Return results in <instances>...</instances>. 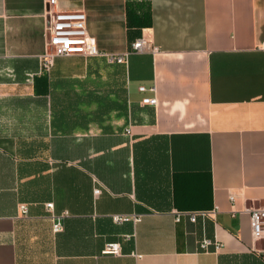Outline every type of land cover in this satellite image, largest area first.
<instances>
[{
	"label": "crops",
	"instance_id": "0c3cea01",
	"mask_svg": "<svg viewBox=\"0 0 264 264\" xmlns=\"http://www.w3.org/2000/svg\"><path fill=\"white\" fill-rule=\"evenodd\" d=\"M52 8L83 10L99 49L128 55L44 69L47 0H0V264H264V0Z\"/></svg>",
	"mask_w": 264,
	"mask_h": 264
},
{
	"label": "built area",
	"instance_id": "2783aa9c",
	"mask_svg": "<svg viewBox=\"0 0 264 264\" xmlns=\"http://www.w3.org/2000/svg\"><path fill=\"white\" fill-rule=\"evenodd\" d=\"M47 14L48 23L46 25V44L45 51L42 55V67L49 69L55 57L80 54L83 56H104L109 62L123 63L126 61L127 53L123 54H110L99 49L96 40L92 37L87 30V16L83 10H60L52 8L56 6V0H47ZM148 46V41L144 38L135 40L131 45L132 51H141ZM158 48L153 46L152 50L156 51ZM141 91H146L147 87L140 86ZM155 91V87L149 88ZM144 104L156 105V96H146L142 99ZM100 190L95 189L97 194ZM234 200V196H230ZM47 208L52 211L53 203H47ZM19 211L21 213L27 212V205L25 203L19 204ZM213 212H203L201 214H209ZM190 220L195 221L198 214L197 212L187 213ZM126 215H113L116 222H121L129 219ZM138 220L139 218H134ZM179 219V216H177ZM250 222L252 235L255 240L264 238V204L257 208L250 210ZM62 230V223L57 219L54 223V231L59 232ZM214 250L222 248V243L218 239L204 237L200 240L201 250L207 251L211 247ZM104 253L120 254L121 248L119 242L109 243L103 250Z\"/></svg>",
	"mask_w": 264,
	"mask_h": 264
}]
</instances>
